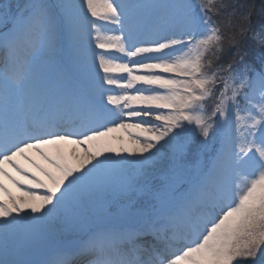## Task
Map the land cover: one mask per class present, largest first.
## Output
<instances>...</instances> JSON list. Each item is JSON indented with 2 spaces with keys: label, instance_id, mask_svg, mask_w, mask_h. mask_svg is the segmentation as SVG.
Here are the masks:
<instances>
[{
  "label": "snow or ice",
  "instance_id": "6c2138e0",
  "mask_svg": "<svg viewBox=\"0 0 264 264\" xmlns=\"http://www.w3.org/2000/svg\"><path fill=\"white\" fill-rule=\"evenodd\" d=\"M213 4L0 0V264H264V4Z\"/></svg>",
  "mask_w": 264,
  "mask_h": 264
},
{
  "label": "bare ground",
  "instance_id": "6f19581e",
  "mask_svg": "<svg viewBox=\"0 0 264 264\" xmlns=\"http://www.w3.org/2000/svg\"><path fill=\"white\" fill-rule=\"evenodd\" d=\"M154 123H159V122H154ZM177 131L180 132V137L183 136V135L185 134V132H182V131L179 130V129H178ZM113 135H123V136H124V143H125V145H126V146H130V144H129L128 140H127L126 134L120 132V133H114ZM37 163L44 164V161H42L40 158H38ZM24 165H25V167H27V168H31V167H32V166L29 165V164H24ZM33 170H34V169H33ZM5 183H6V185L10 188V185L8 184V182L5 181ZM12 192H13V194L18 193V192H16L15 190H13Z\"/></svg>",
  "mask_w": 264,
  "mask_h": 264
},
{
  "label": "rangeland",
  "instance_id": "374dc122",
  "mask_svg": "<svg viewBox=\"0 0 264 264\" xmlns=\"http://www.w3.org/2000/svg\"><path fill=\"white\" fill-rule=\"evenodd\" d=\"M190 126V125H189ZM188 126V127H189ZM197 132H193L192 133V128L189 130V131H187L186 133H185V135H183V137H182V141L183 140H185V139H190V137H192V135L194 136V134H196ZM204 139H206V138H199V141H201V140H204ZM213 140L215 139H218V137L217 138H212Z\"/></svg>",
  "mask_w": 264,
  "mask_h": 264
}]
</instances>
